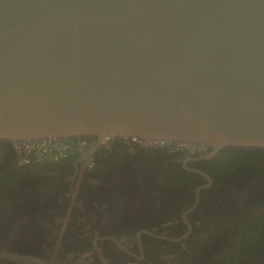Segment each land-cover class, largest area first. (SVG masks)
Masks as SVG:
<instances>
[{
  "label": "water",
  "instance_id": "95a60500",
  "mask_svg": "<svg viewBox=\"0 0 264 264\" xmlns=\"http://www.w3.org/2000/svg\"><path fill=\"white\" fill-rule=\"evenodd\" d=\"M49 137L264 149V0H0V142Z\"/></svg>",
  "mask_w": 264,
  "mask_h": 264
},
{
  "label": "flooded vegetation",
  "instance_id": "af4514ba",
  "mask_svg": "<svg viewBox=\"0 0 264 264\" xmlns=\"http://www.w3.org/2000/svg\"><path fill=\"white\" fill-rule=\"evenodd\" d=\"M82 139L68 140L76 144L77 140ZM84 140L89 143L84 154L79 155L72 150L66 160H49L26 167L28 174L17 177L6 190L0 191V264H194L203 260L216 262L228 257L227 250L217 247L222 236L213 235V240L210 236L212 229L228 226L225 219L210 217L221 210L215 212V208L210 207L214 196L218 195L217 179L205 170L210 165V169H215L218 175L224 174L222 151L231 148L246 151L249 148L228 147L206 159L203 157L209 155L213 147H208L205 154L189 158L185 151H177L175 145L145 147L127 139L110 140L104 144L97 139ZM2 143L0 178H9L14 163L3 154ZM6 143H10L14 149V143ZM158 151L159 154L155 153L154 156L158 158L163 157L161 153L168 154L171 157L168 165L178 166L176 170L193 173L191 177L195 180L204 178L205 182H199L193 197L186 198L179 191H167L160 179L147 188L150 195H146L145 188L144 193L138 195L137 192L130 193L126 183L103 184L88 178L89 163L98 158L106 157L118 163L120 156L125 154ZM71 158H76L74 164L67 162ZM19 159L17 154L18 165ZM50 163L60 165L55 166H59L57 180H53V172L49 173L46 166ZM148 166L147 171H152V167ZM70 171L74 172L73 177L61 183L64 174ZM258 174L260 171L250 173L249 178ZM34 180L48 186L56 181L57 186L52 194L58 196H49L54 208L53 205L41 207L42 196L38 190L22 189ZM222 183L227 185L226 182ZM9 188H13L12 191ZM202 191L211 192L204 196L207 205H202ZM31 198H34L31 201L33 207L22 208L25 200L30 201ZM233 198L240 199V196L238 198L236 194ZM258 199H262V196ZM18 201L21 202L14 204ZM199 238L202 240L198 241ZM202 241L207 243L206 248L198 250L197 245Z\"/></svg>",
  "mask_w": 264,
  "mask_h": 264
},
{
  "label": "trees",
  "instance_id": "16d2710c",
  "mask_svg": "<svg viewBox=\"0 0 264 264\" xmlns=\"http://www.w3.org/2000/svg\"><path fill=\"white\" fill-rule=\"evenodd\" d=\"M2 152L5 157L9 158L14 163V169L9 178H0V191L6 190V187L17 180V177H23L28 174V168L22 167L17 163V154L10 143L3 142ZM140 153L137 152L131 155L120 156L118 163H113L112 159L101 157L93 160L92 169H88V178L104 183H126L127 190L130 193L137 192L138 195L144 193L143 189L147 190L146 195H150L147 189L157 179L164 182L167 191L183 192L188 197H193L196 187L199 182H205L203 177L195 180L191 176L194 175L189 171L185 173L176 170L178 166L168 165L171 162V157L166 153H161L163 157L156 158L155 153ZM223 159L221 164L224 167V174H219L215 169H210V165L206 171L212 178L217 179L218 195L214 196V202L210 207L215 208V212L210 215L213 219H225L228 227L212 229L210 236H222L221 243L217 247H222V250H227L228 257L216 262H208L207 260L195 262L194 264H264V150L260 148H249L246 151H239L231 148L222 151ZM180 157V155H179ZM178 158V157H176ZM76 158H71L67 162L74 164ZM112 161V167H111ZM67 162L63 163L66 164ZM61 165L60 162H57ZM59 164H46L49 167V173L53 172V180L58 179L57 169ZM216 164V163H212ZM59 165L55 168V166ZM152 167V171H147V167ZM176 168V169H175ZM56 169V170H55ZM66 169V168H65ZM181 169V167H180ZM235 169V171H233ZM257 177L249 178V174L257 173ZM49 175V174H48ZM73 171L67 172L61 178V183L66 179L72 178ZM215 177H214V176ZM248 176V177H247ZM50 177V176H49ZM48 177V178H49ZM246 177V178H245ZM32 179V177L30 178ZM7 180V181H3ZM195 180L194 182H190ZM221 180V181H220ZM222 182H226L224 186ZM53 185L48 186L40 180H34L22 187L25 191L38 190L42 196L41 207H51L53 205L52 191L56 181H52ZM116 187V185L113 184ZM190 186V188H188ZM13 188H9L12 191ZM234 191V192H233ZM209 191H202V205H207L204 196ZM233 195L231 196V193ZM211 192H209L210 194ZM238 194V198H233ZM63 195V192H60ZM58 196V195H57ZM262 196V199H258ZM59 198V197H57ZM25 200V205L22 208H30L33 203ZM257 201V202H256ZM259 201V202H258ZM21 201L15 202L18 204ZM209 199V205H210ZM31 203V204H30ZM30 204V205H29ZM58 204V203H57ZM157 207V206H156ZM54 208V205H53ZM203 222V221H202ZM203 239V237H202ZM199 238L198 241L202 240ZM213 240V239H212ZM201 245V246H200ZM207 243L202 241L197 245L198 250L206 248ZM221 250V251H222ZM211 258V256H209Z\"/></svg>",
  "mask_w": 264,
  "mask_h": 264
},
{
  "label": "built area",
  "instance_id": "2783aa9c",
  "mask_svg": "<svg viewBox=\"0 0 264 264\" xmlns=\"http://www.w3.org/2000/svg\"><path fill=\"white\" fill-rule=\"evenodd\" d=\"M110 140H103L102 143H107ZM132 143L141 144L145 147H166L175 144H165L164 142L155 141H140L138 139H130ZM87 140H77L76 144H73L69 140H61L55 138H43L34 141L22 140L14 143V149L19 155V164L22 167H30L32 165H39L49 160L62 161L66 160L70 156V151H74L76 154H84L85 147L88 146ZM177 151H185L188 157H194L197 154H205L207 149L190 147L187 145H175ZM93 164L89 163L88 169H92Z\"/></svg>",
  "mask_w": 264,
  "mask_h": 264
},
{
  "label": "bare ground",
  "instance_id": "6f19581e",
  "mask_svg": "<svg viewBox=\"0 0 264 264\" xmlns=\"http://www.w3.org/2000/svg\"><path fill=\"white\" fill-rule=\"evenodd\" d=\"M99 145V144H98Z\"/></svg>",
  "mask_w": 264,
  "mask_h": 264
}]
</instances>
